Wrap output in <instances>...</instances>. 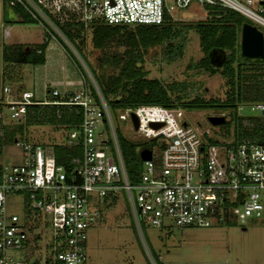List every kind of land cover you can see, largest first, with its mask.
Wrapping results in <instances>:
<instances>
[{
    "label": "built area",
    "instance_id": "2783aa9c",
    "mask_svg": "<svg viewBox=\"0 0 264 264\" xmlns=\"http://www.w3.org/2000/svg\"><path fill=\"white\" fill-rule=\"evenodd\" d=\"M39 20L46 37L54 39L50 17L73 16L87 28L100 20L108 25H137L162 22L170 8L182 9L191 1L200 5L233 10L264 27V0H12ZM12 1L9 3L11 4ZM47 1V0H46ZM2 29V37L6 35ZM59 38L66 41L60 34ZM92 95L85 79L61 103L80 108L81 121L76 130L66 131L61 142L42 144L18 141V164H0V264H25L7 254L25 249L29 237L38 238L39 227L51 229V259L60 264H85L86 232L98 222L99 207L112 203L118 192L125 194L133 224L153 228L205 227L224 220L242 222L264 211V145L249 141L231 142L212 137L209 130L189 125L179 108L137 105L123 109L119 120L128 121L136 138L155 140L147 160H140L137 181L130 183L118 149L109 107L95 84ZM0 136L3 126L23 118L29 104L39 103L29 91L11 92L0 88ZM51 97L56 90L47 91ZM248 106L264 117V102L239 103L236 111ZM137 121L134 129L130 120ZM150 122L161 125L152 128ZM105 132L107 133L105 135ZM215 140V142H212ZM77 149L66 163L56 161L54 146ZM136 154L138 156L139 151ZM139 158V157H138ZM23 196V215L6 211L9 196ZM93 206V207H91ZM31 237V238H32Z\"/></svg>",
    "mask_w": 264,
    "mask_h": 264
},
{
    "label": "rangeland",
    "instance_id": "374dc122",
    "mask_svg": "<svg viewBox=\"0 0 264 264\" xmlns=\"http://www.w3.org/2000/svg\"><path fill=\"white\" fill-rule=\"evenodd\" d=\"M238 1L242 2L243 0ZM50 2L44 0L47 10L54 8ZM167 5H171V0H167ZM169 14L172 22L182 25H192L197 21L208 20L210 15L202 5L194 1L182 9L170 8ZM240 16L243 22L256 26L262 32L264 39V27L243 15ZM126 27L128 30L134 29V25H126ZM11 30L13 36H17L18 39H23L22 37L26 34V39H33L32 41H38L42 37L39 27L26 29L22 26H14ZM82 37L81 46L84 57L87 63L97 70L96 58L100 55V51L92 47L90 28L83 30ZM184 38L182 56L171 62L161 59L162 45L146 50L141 64L143 70L147 72L146 77L158 79L163 84L171 81L184 82L187 84L184 90V96H186L184 100H191L195 97L202 100H223L226 87L225 79L218 73L220 69H216L213 74H208L201 68L190 67L191 64L202 58V53L198 47L197 35L192 28L185 31ZM64 42L67 51H63L54 41L50 40L45 51L44 66L21 65L20 79L17 83H12L11 86L13 88L19 86V89L29 91L33 100L41 101L46 95L45 86L49 91L54 89L61 93L63 90L62 77L65 75L74 81L83 76L87 84L91 86L95 84L84 61L67 41ZM113 48L111 45L103 52H112ZM227 53L226 50L218 51L221 59ZM220 57L218 58L220 59ZM238 60L242 63L241 74L248 73L245 69L251 62H245L239 58ZM212 63L211 61L210 64L214 67L215 65ZM109 71L106 70V73ZM11 92L13 93V91ZM109 110L115 130L127 140L140 141L130 130L128 121L118 119L122 108L112 109L109 107ZM180 111L189 125L198 126L201 130H209L212 137L230 139L229 136L223 137L220 134L225 129L224 126L219 127L222 124L212 126L206 122L207 116H223L224 122L228 121V110L214 106L203 109L180 108ZM239 114L256 115V112L249 109L248 106H243ZM16 122L12 120L9 123L16 124ZM23 132L22 135L15 134L18 141L24 139L52 145L60 143L65 134L62 126L50 125H27ZM20 159L19 146L13 143L1 144L0 164H18ZM5 208L7 212L15 213L18 218H21L24 211L23 196L21 194L9 196ZM129 210L123 192L116 193L112 203L99 207L100 215L97 224L86 232L85 264H155L157 260L161 264H264V211L260 216H249L242 222L232 220V223L229 224L216 223L205 227L153 228L140 226L138 232ZM39 229L38 238L30 236L28 241L31 242L25 249L8 250L7 254L25 264H43L46 259L51 262V229L47 226L39 227L34 229V232H39Z\"/></svg>",
    "mask_w": 264,
    "mask_h": 264
},
{
    "label": "trees",
    "instance_id": "16d2710c",
    "mask_svg": "<svg viewBox=\"0 0 264 264\" xmlns=\"http://www.w3.org/2000/svg\"><path fill=\"white\" fill-rule=\"evenodd\" d=\"M10 1L12 0H1L2 12L5 13V7L9 5ZM8 7L22 17L21 23L23 24H37L39 21L30 17L17 2L12 1ZM202 7L210 14L209 19L197 21L192 25L176 24L165 12L161 23L157 25L137 24L134 25L133 30H128L126 25H108L100 20L93 21L87 28H90L92 47L100 51V55L96 58L97 70L87 63L82 52V32L86 28H83L81 23L75 21L71 15L60 20L51 17L49 19L84 61L96 88L108 107L122 108L123 110L137 105H159L179 109H203L218 106L220 109L229 111L227 113L229 120L219 126L225 127L223 133H220L223 137L229 136L233 143L249 141L264 145V117L241 115L236 111V106L239 103L264 102V56L261 59L239 56L237 42L239 26L243 22L241 14L216 5H203ZM190 28L197 35L198 47L202 53V58L191 64L190 67L201 68L208 74H213L216 69H220L218 73L225 79L226 87L225 98L221 101L202 100L197 97L184 100L186 97L184 90L187 84L177 81L163 84L158 79H149L146 77L147 72L141 66L146 50L157 45H162L161 59L166 62L180 58L185 42L184 33ZM52 34L54 38H58L55 33L52 32ZM45 37L46 34L43 32V38ZM46 42L47 40H43L40 44L31 45L2 44L0 47L1 76L8 73V68L15 64H42ZM111 45L114 47L112 52H103ZM119 48L122 50L119 51ZM222 50H226L228 53L221 59L218 51ZM238 58L245 62H251L245 69L248 73L241 74L242 63ZM211 61L215 65L214 67L211 66ZM106 70H110L109 73H106ZM7 79H11V77ZM88 87L91 94L95 95L93 87L89 84ZM69 95L47 97L48 94H46V97L48 101L59 102L66 100ZM37 102L39 103L26 106L23 118L16 124L8 123L3 126L0 146L12 143L15 134L22 135L23 129L27 125L62 126L65 132L78 128L81 121V111L78 106ZM115 137L127 180L130 183L135 182L141 168L136 150L150 149L155 144V140H127L116 130ZM71 153H77V149H67L61 145L54 146L55 158L59 163L65 164L67 156ZM231 221L224 220L223 224L232 223ZM43 264L60 263L53 260L50 262L49 259H46ZM155 264L161 263L157 260Z\"/></svg>",
    "mask_w": 264,
    "mask_h": 264
},
{
    "label": "crops",
    "instance_id": "0c3cea01",
    "mask_svg": "<svg viewBox=\"0 0 264 264\" xmlns=\"http://www.w3.org/2000/svg\"><path fill=\"white\" fill-rule=\"evenodd\" d=\"M9 5H11V4L9 3ZM8 6L5 7V13L2 12L3 11L2 10V3L0 0V47L2 44H22V45L40 44L43 41V32H44L43 26H41L40 24H23V23H21L22 17L20 15H18L17 13H15V11H13ZM4 20H6L8 22H6ZM14 26H22V27H25L26 29L31 28V27H36V28L39 27L41 30L42 37L40 36L41 38L38 41H32L33 39H26V37H27V34H26L25 36L22 37L23 39H18V38H16L17 36L16 37L13 36V31L11 30L12 28H14ZM3 28L6 29L5 30L6 35L4 37H2V29ZM50 40L54 41V43H56L59 47H61L63 51H65V50L67 51L66 46L64 45L65 42L61 38H59V36H58V38L55 37L54 39H48L46 42V45L44 47V51H43L44 62L42 64H39L42 67L44 66V64L46 62L45 51L47 50L48 42ZM21 65H25V64L12 65L10 68H8V71H9L8 73H6L3 76H1V74H0V88L2 86H7L10 91H13L16 93L20 92V91H27L25 89H22V90L19 89L20 88L19 86L14 87V88L11 86L12 83L15 84L20 79V66ZM32 66H35V65H32ZM0 67H1V63H0ZM76 69H77V67H76ZM9 77H11V79H7ZM62 85H63V90L61 91V93L57 92V95L59 97L69 95L72 92H74L75 90H77L79 88V79L74 81L71 77L65 75L62 77ZM45 91H49V89H47L46 86H45ZM0 96H1V92H0ZM44 98H47L46 95ZM35 101H37V100H35ZM127 264H132V263H127Z\"/></svg>",
    "mask_w": 264,
    "mask_h": 264
},
{
    "label": "water",
    "instance_id": "95a60500",
    "mask_svg": "<svg viewBox=\"0 0 264 264\" xmlns=\"http://www.w3.org/2000/svg\"><path fill=\"white\" fill-rule=\"evenodd\" d=\"M237 48L239 56L249 59H261L264 56V40L263 35L256 26L247 22H241L238 31ZM130 120L132 127L135 129L137 126L136 118L133 114H130ZM223 116H207L206 122L209 125L217 126L224 123ZM152 128H156L161 124L159 122H150L148 124ZM150 156V152L146 149H142L138 153L140 160H147Z\"/></svg>",
    "mask_w": 264,
    "mask_h": 264
}]
</instances>
